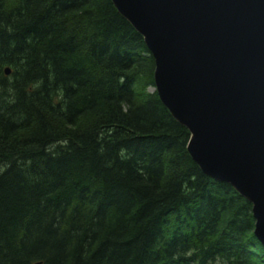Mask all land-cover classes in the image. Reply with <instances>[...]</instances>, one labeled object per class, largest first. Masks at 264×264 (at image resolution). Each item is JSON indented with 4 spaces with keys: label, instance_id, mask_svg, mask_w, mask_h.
I'll use <instances>...</instances> for the list:
<instances>
[{
    "label": "trees",
    "instance_id": "1",
    "mask_svg": "<svg viewBox=\"0 0 264 264\" xmlns=\"http://www.w3.org/2000/svg\"><path fill=\"white\" fill-rule=\"evenodd\" d=\"M188 139L111 0H0V264H264Z\"/></svg>",
    "mask_w": 264,
    "mask_h": 264
},
{
    "label": "water",
    "instance_id": "2",
    "mask_svg": "<svg viewBox=\"0 0 264 264\" xmlns=\"http://www.w3.org/2000/svg\"><path fill=\"white\" fill-rule=\"evenodd\" d=\"M111 1L142 35L190 156L251 203L264 246V0Z\"/></svg>",
    "mask_w": 264,
    "mask_h": 264
},
{
    "label": "rangeland",
    "instance_id": "3",
    "mask_svg": "<svg viewBox=\"0 0 264 264\" xmlns=\"http://www.w3.org/2000/svg\"><path fill=\"white\" fill-rule=\"evenodd\" d=\"M148 90H149V91H152L153 89H152V88H149Z\"/></svg>",
    "mask_w": 264,
    "mask_h": 264
}]
</instances>
